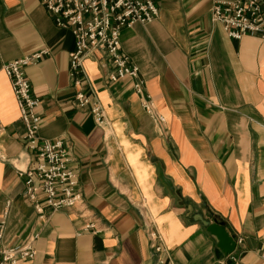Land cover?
Wrapping results in <instances>:
<instances>
[{
    "label": "crops",
    "instance_id": "crops-1",
    "mask_svg": "<svg viewBox=\"0 0 264 264\" xmlns=\"http://www.w3.org/2000/svg\"><path fill=\"white\" fill-rule=\"evenodd\" d=\"M214 1L234 0H161L154 20L121 30L161 126L133 78L108 79L106 53L83 61L84 86L108 122L101 127L74 102L71 31L40 0H0L1 244L35 250L16 264H214L225 253L196 212L243 238L236 264H264V35L230 38L210 18ZM39 50L47 53L25 67L40 99L39 135L62 140L82 196L43 216L24 194L18 171L31 155L3 70ZM87 222L95 228L84 230Z\"/></svg>",
    "mask_w": 264,
    "mask_h": 264
},
{
    "label": "built area",
    "instance_id": "built-area-1",
    "mask_svg": "<svg viewBox=\"0 0 264 264\" xmlns=\"http://www.w3.org/2000/svg\"><path fill=\"white\" fill-rule=\"evenodd\" d=\"M159 1L40 0L55 25L69 29L73 35L74 46L68 53V60L69 74L77 86L74 102L78 107H88L98 126H107L108 122L93 87L84 86L88 77L83 70V61L95 51H103L108 56L111 66L108 79L133 78V88L142 95L144 110L157 125L165 122V118L155 111L150 96L143 95V80L139 77L138 67L122 51L120 41L123 28L134 23H149L158 16ZM210 18L220 23L230 38L239 39L247 34L262 36L264 0L214 1L210 7ZM46 53V50L35 51L3 65L25 127L24 146L32 162L31 167L19 169L18 172L24 178V194L40 216H43L44 208L52 213L82 204L77 173L62 140L45 139L39 135L41 116L36 108L40 99L31 89L25 67L36 63ZM2 130L0 124V134ZM6 205L8 207L9 203ZM92 228H95V223L87 222L83 229ZM1 238L0 234V264H16L20 259L33 257L35 250L31 243L6 246L1 244ZM234 240L235 248L243 238L237 236ZM234 248L214 264H236Z\"/></svg>",
    "mask_w": 264,
    "mask_h": 264
},
{
    "label": "water",
    "instance_id": "water-1",
    "mask_svg": "<svg viewBox=\"0 0 264 264\" xmlns=\"http://www.w3.org/2000/svg\"><path fill=\"white\" fill-rule=\"evenodd\" d=\"M193 218L199 221L208 231L213 233L218 239V245L223 253H228L233 250L235 242L233 237L226 231L224 225L217 221L205 219L201 213H194Z\"/></svg>",
    "mask_w": 264,
    "mask_h": 264
}]
</instances>
